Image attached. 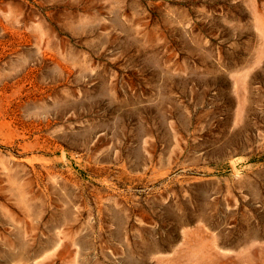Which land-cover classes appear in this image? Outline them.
Returning <instances> with one entry per match:
<instances>
[{"label":"rangeland","instance_id":"374dc122","mask_svg":"<svg viewBox=\"0 0 264 264\" xmlns=\"http://www.w3.org/2000/svg\"><path fill=\"white\" fill-rule=\"evenodd\" d=\"M0 264H264V0H0Z\"/></svg>","mask_w":264,"mask_h":264}]
</instances>
